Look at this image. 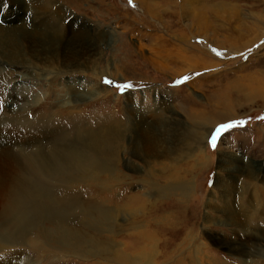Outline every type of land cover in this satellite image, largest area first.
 <instances>
[{
    "label": "rangeland",
    "instance_id": "374dc122",
    "mask_svg": "<svg viewBox=\"0 0 264 264\" xmlns=\"http://www.w3.org/2000/svg\"><path fill=\"white\" fill-rule=\"evenodd\" d=\"M13 1L22 11L27 0H0L2 27L17 24ZM48 1L52 14L61 10L52 23L61 17L99 33L93 56L104 74L52 71L44 79L32 66L7 64L0 42L1 173L17 171L20 153L62 148L49 147L47 136L82 118L80 127L106 128L116 147L105 169L49 185L58 210H68L64 219H42L33 243L22 236L1 244L0 264H264V0H191L182 3L189 13L183 0ZM40 13L16 16L38 23ZM223 96L230 112L216 116ZM44 114L54 119L46 138L30 125ZM144 147L173 154L145 164ZM4 179L0 210L2 195L19 186ZM238 209L250 220L243 228ZM64 230L79 242L61 243ZM141 233L153 241L138 242Z\"/></svg>",
    "mask_w": 264,
    "mask_h": 264
},
{
    "label": "bare ground",
    "instance_id": "6f19581e",
    "mask_svg": "<svg viewBox=\"0 0 264 264\" xmlns=\"http://www.w3.org/2000/svg\"><path fill=\"white\" fill-rule=\"evenodd\" d=\"M37 1L38 0H27L26 3L24 2V8H22L23 6L20 7L22 11L19 10L17 2L13 1L12 3L14 8L12 10L15 11H13V14L11 13V15H13L12 20H16L17 24L5 27L0 25V42L6 44L9 49L6 63H13L12 65H15L19 62L23 67L32 66L33 69L40 72L39 74L44 73V79V75L51 74L53 73L52 71H55L54 75H63L73 71L81 73L84 70L89 69L93 75H103V71H99V69L97 70V66L95 64L98 61L93 56L95 51L93 46H97L102 38L101 36L96 38L99 33L95 32V36L90 37L88 35L89 30L84 28V25L79 26L80 24L74 25L69 21L64 22V19L60 16L59 20L61 21H58L57 24L52 23L51 19L54 17L53 14L58 17L61 10H58L59 14L57 12L52 14L53 5L50 1ZM143 1L146 2L145 0ZM179 3V8L184 13H189L185 7L191 3V0H183ZM34 4H36V7L33 6ZM187 8L193 9L189 6ZM25 11L28 14L37 11H43V13L39 14L42 16L40 19H37L39 20L38 23H32V20H17L18 17L16 14H22L25 13ZM43 14H47V17L44 20H42L44 16ZM27 22H31L33 25L30 23L27 24ZM48 26H51V29L47 28ZM16 35L19 39H15ZM199 51L200 50H198V54L195 56V59L198 58V55L201 54L203 50H201V52ZM5 52H7L6 49ZM208 57H210V54ZM194 61L195 60H192L193 64L195 63ZM35 62H38L40 65L37 66V63ZM202 63L201 64L204 68H208V64H204V62ZM89 65H91V67H89ZM95 70H97V72H95ZM95 95L96 94H92V96ZM217 106H219L220 111H216L218 108L215 107L213 111H211L213 114L215 113L216 116L221 115L222 117L228 116L230 112V102L225 98V96L217 99ZM190 114L192 119L202 117L204 115V113L200 111ZM18 115L13 118L14 121H20L22 116ZM27 115L28 114H26V116ZM36 118L30 125H34L35 121V124L39 125L37 128L46 129L44 132H40L41 137L46 138V135H48L46 132L53 129L50 128L49 125L54 122V119L50 114H44L43 117L38 118L37 120ZM84 122L85 121H83L82 118V122L71 126L76 127L73 129L74 132L72 129H69L68 133H64L62 130L66 131V126L59 127L57 129L54 127L47 137L50 136L52 138L51 142L54 139L56 140L53 143L50 142L51 144L49 143L48 145H50L49 147L62 148L54 149L50 151V154L47 156L39 158L34 155L26 156L25 154L20 153L21 159L19 161L13 159V162L18 165L16 172H8L4 175V173H1L0 169V181L5 180L4 178H11L16 185H19L14 192L2 195L3 208L0 210V245L7 242L9 239L22 236L23 239L28 237L26 240L28 241L27 243H33L31 241H34V237H30L31 233L38 229V224L42 219H49L51 221L57 217H61L59 219L60 221L64 219L63 217L67 214L66 211L68 210L66 208L58 210L55 206L56 201L52 198L49 191L50 184L55 181H59L62 176H68L71 179L73 177L83 178L87 176L86 172H88L89 169H105L107 164L109 165V163L112 162L110 154L112 150H114L113 148L116 147V144L110 138V134L105 131L106 128L104 130H93L92 128L83 129L80 126ZM20 124L21 122L19 125ZM23 124L26 126L29 125V120L26 118V122H23ZM1 125H3V123ZM186 139L187 138H184V141ZM197 139L199 140L200 138ZM48 145H44V147H48ZM143 150L145 152L143 159L145 164L154 163L155 160L159 159L158 157H161V159H167L173 154V152L169 153V151L165 150H161L162 152H154L151 147H144ZM190 152L193 153V151ZM253 189L254 192H257V188L255 186H253ZM242 209L244 210V208ZM238 211H240V213H237L238 217L235 216V219L238 222V225L243 228L246 225V222L248 223L249 219L245 212L241 214V210L238 209ZM243 232V236L245 238L244 240H248L246 238L247 233L245 230H243ZM243 236L237 235L234 242L236 244L242 242ZM137 238L138 242L147 241V243H149L153 241L152 237L148 236L146 233L137 235ZM57 239L60 240L61 243H75V240L79 242V240L73 237L72 234H69L68 230L61 232L59 238ZM228 246L234 247L235 245Z\"/></svg>",
    "mask_w": 264,
    "mask_h": 264
}]
</instances>
